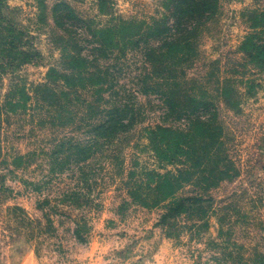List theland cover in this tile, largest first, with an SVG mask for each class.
Here are the masks:
<instances>
[{"label":"rangeland","instance_id":"obj_1","mask_svg":"<svg viewBox=\"0 0 264 264\" xmlns=\"http://www.w3.org/2000/svg\"><path fill=\"white\" fill-rule=\"evenodd\" d=\"M0 264H264V0H0Z\"/></svg>","mask_w":264,"mask_h":264}]
</instances>
